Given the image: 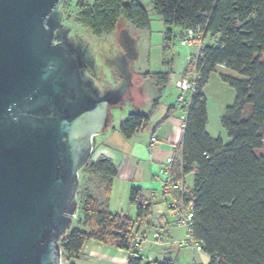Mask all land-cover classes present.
I'll list each match as a JSON object with an SVG mask.
<instances>
[{
  "label": "trees",
  "instance_id": "1",
  "mask_svg": "<svg viewBox=\"0 0 264 264\" xmlns=\"http://www.w3.org/2000/svg\"><path fill=\"white\" fill-rule=\"evenodd\" d=\"M151 1L163 23L181 31H166V48L188 28L201 26L207 32L198 55L200 74L183 135L184 171L194 175L189 200L195 214L192 234L210 257L203 264H264V156L254 152L264 141V0ZM78 22L98 38L118 32L124 23L136 32L151 27L149 11L139 0H93L81 9ZM221 65L238 74H221L236 91L235 102L221 116L228 143L207 130L205 87ZM171 71L147 72L140 79L153 77L162 86V93ZM150 120L151 114L133 111L120 124V132L133 138ZM81 171L99 176L106 183L107 197L111 196L118 176V166L111 158L91 157ZM162 196L168 197L165 193ZM78 201L80 224L86 230L71 228L60 238L67 261L78 257L86 244L95 240L133 252L127 264H173L169 259L147 261L135 253L139 238L136 225L151 226L156 204L154 196H147L142 188L132 187L129 195V202L137 209L136 220L123 212H111L82 189ZM143 240L140 237L139 243Z\"/></svg>",
  "mask_w": 264,
  "mask_h": 264
},
{
  "label": "water",
  "instance_id": "2",
  "mask_svg": "<svg viewBox=\"0 0 264 264\" xmlns=\"http://www.w3.org/2000/svg\"><path fill=\"white\" fill-rule=\"evenodd\" d=\"M66 0H0V264H62L80 171L134 87L138 33L121 25L102 88L93 46L71 35Z\"/></svg>",
  "mask_w": 264,
  "mask_h": 264
},
{
  "label": "rangeland",
  "instance_id": "3",
  "mask_svg": "<svg viewBox=\"0 0 264 264\" xmlns=\"http://www.w3.org/2000/svg\"><path fill=\"white\" fill-rule=\"evenodd\" d=\"M93 0H66L61 6L60 9L64 13V23L69 25L72 28V35H79L85 38L98 52V65L100 71L103 73L102 78L99 80V85L104 88L108 85H115L120 81L118 73L114 70L108 68L103 59H102V49L100 47V42L102 40L108 41L111 45L117 44V32L111 35L103 36L98 38L94 36L91 31L84 27L78 22V15L83 7L87 4H90ZM149 11L151 17V27L150 29L137 31L139 35L138 39V48H139V57L134 64V69L136 71L134 80L137 82V96L136 101H140L146 98L147 94L153 93L161 95L163 92H166V99H171L173 102H177V97L180 93L174 82L177 78L182 77L186 74L187 77L190 75L195 68V61L197 57L196 47L194 45L183 46L181 44V38L176 37L173 39L169 48H166L165 34L168 29L172 31L174 27L166 26L161 20L160 16L156 14L151 0H139ZM126 25V23H124ZM133 30L134 27L130 26ZM261 60L264 62V53L261 55ZM165 62H168L166 64ZM167 70H172L170 74V82L162 93L159 89L162 86L155 80L153 77L141 80L140 77L142 74L139 72H152L158 73ZM227 73L233 76H238L234 71L228 70L226 68H217L215 72L211 74L210 80L205 87V93L208 99L209 106V116H210V126L209 130L215 134L217 137L221 135V132H225L221 124V116L224 114L226 108L229 105H232L236 99V91L228 83L223 81L221 74ZM145 82V84H143ZM158 91V93H157ZM134 98H128L120 106L114 107L111 110L112 120L108 131L112 135V143L116 144L118 139H122L124 136L120 132V124L123 120L127 118L129 113L136 111L137 102L132 100ZM248 109H252L250 106ZM146 110H152L146 108ZM160 112V109L157 110ZM177 113L175 115L181 121V115L183 114L182 109H176ZM249 111V112H250ZM158 116V113H153L151 118L153 123ZM182 126H180L181 128ZM226 133V132H225ZM264 133V127H263ZM101 135V134H100ZM227 135V134H226ZM104 138L102 134L98 139L101 141ZM255 154L257 156H264V141L263 145L260 148L255 149ZM92 157V156H91ZM194 175L193 173L188 174L187 182L190 186L193 185ZM84 190L92 193L101 203L102 206H106L111 212L113 210H118V208H123L125 213L128 214L133 220L137 218V209L136 206H132L129 203L127 194L123 189L117 188L112 192L110 197H107L106 194V183L96 175H90L88 173H82L80 171V184L79 191ZM123 202V203H122ZM115 212V211H114ZM117 213V211L115 212ZM81 213L78 206V217L74 219L72 228H80L81 230H86V228L80 224L81 222ZM182 236H185V233L182 232ZM151 238V236L149 237ZM197 264L202 260V262H209L210 257L203 254H197L196 256ZM62 264H70L69 260L67 261L65 255L62 254ZM175 264H179L176 262ZM203 264V263H202Z\"/></svg>",
  "mask_w": 264,
  "mask_h": 264
},
{
  "label": "crops",
  "instance_id": "4",
  "mask_svg": "<svg viewBox=\"0 0 264 264\" xmlns=\"http://www.w3.org/2000/svg\"><path fill=\"white\" fill-rule=\"evenodd\" d=\"M175 32L177 34L181 33L178 28L175 29ZM220 67L225 68L223 65ZM138 73L142 74L145 72L138 71ZM166 98V92L161 95L153 92L147 94L146 98L138 102L136 98L132 99L134 103L135 101L137 102L136 111L149 113L151 116L155 112L158 113L155 123H153L151 118L147 127L143 128L136 136L133 138L123 137L118 139L116 144L112 143V135L106 129L101 133V135L104 134V138H101V141L98 139L101 135L96 136V143L92 152L93 160L106 156L111 158L118 166V176L114 180L112 192L119 187L126 192L129 199L132 187L142 188L147 196L149 194L154 196L156 203L154 210L156 212L166 211L167 205L172 200L169 195L163 198L162 185L157 176V170L165 162L166 158L173 154L172 146L178 144L184 135L181 130L182 127L180 128L182 121L175 115L177 113L176 102ZM146 108L152 110L148 111ZM159 109L160 112L157 111ZM209 126L208 106L207 130L213 137H217L209 130ZM225 132H221L219 137L228 143L230 139L226 135L227 132ZM150 134L158 137L159 141L155 145H150L149 143ZM114 211L125 213L123 208H118V210ZM136 230L139 238L143 237L144 239L141 244V254L147 261L169 259L173 264L176 262L188 264L191 260L190 249L182 245L186 238V230L177 225L174 218L170 217L168 220L152 219L151 226L147 227L145 224H137ZM155 232L160 234L164 242H158L153 238V233ZM182 232L185 233V236H182ZM150 236L151 238H149ZM128 257V254L122 250L91 240L86 244L79 256L69 262H74L75 264H127ZM199 263L205 262L201 260Z\"/></svg>",
  "mask_w": 264,
  "mask_h": 264
},
{
  "label": "built area",
  "instance_id": "5",
  "mask_svg": "<svg viewBox=\"0 0 264 264\" xmlns=\"http://www.w3.org/2000/svg\"><path fill=\"white\" fill-rule=\"evenodd\" d=\"M206 29L201 26L191 27L185 30L180 38L183 46L194 45L196 47V61L194 71L187 77H182L176 80L175 85L180 91L176 107L183 110L182 119V133L184 134L186 121L188 117L189 107L193 92L195 91L196 81L199 77L200 71L197 66L198 55L203 44L206 41ZM144 127H142L143 129ZM158 137L150 134L149 143L155 145L158 142ZM173 154L168 156L164 163L161 164L157 170V176L161 181L162 193L172 197L167 210L163 212H156L154 210V219L168 220L170 217L174 218L177 225L186 230V238L182 245L187 246L191 251V260L188 264H197L196 254L209 255L205 252L200 241L196 240L192 234V225L194 222L193 204L189 201L192 194V187L187 182L188 174L184 171V156H183V138L178 144L172 146ZM176 196V197H175ZM78 217V211L74 214V219ZM153 238L158 242H164L160 234L153 233ZM140 238L135 242V253L141 254ZM125 252V251H124ZM128 256L133 252H126Z\"/></svg>",
  "mask_w": 264,
  "mask_h": 264
},
{
  "label": "flooded vegetation",
  "instance_id": "6",
  "mask_svg": "<svg viewBox=\"0 0 264 264\" xmlns=\"http://www.w3.org/2000/svg\"><path fill=\"white\" fill-rule=\"evenodd\" d=\"M71 35H72V33H71ZM73 36H76V35H73ZM114 47H115V45H112V46H110V50L111 51H113V49H114ZM94 48V47H93ZM101 49H102V46H101ZM94 51H95V55H96V58H97V61H98V52L96 51V49L94 48ZM102 53V52H101ZM102 59H103V61H104V57H103V55H102ZM134 77H135V74H134ZM136 88H139V87H137V85H134V87L132 88V90L130 91V97L131 98H136L135 96H137V90H136Z\"/></svg>",
  "mask_w": 264,
  "mask_h": 264
}]
</instances>
